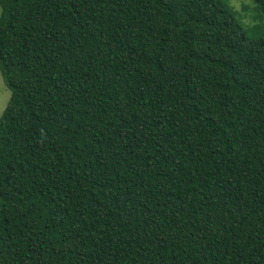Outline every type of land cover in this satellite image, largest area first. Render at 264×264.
Instances as JSON below:
<instances>
[{
	"label": "trees",
	"instance_id": "1",
	"mask_svg": "<svg viewBox=\"0 0 264 264\" xmlns=\"http://www.w3.org/2000/svg\"><path fill=\"white\" fill-rule=\"evenodd\" d=\"M0 0V264H264V0Z\"/></svg>",
	"mask_w": 264,
	"mask_h": 264
},
{
	"label": "rangeland",
	"instance_id": "2",
	"mask_svg": "<svg viewBox=\"0 0 264 264\" xmlns=\"http://www.w3.org/2000/svg\"><path fill=\"white\" fill-rule=\"evenodd\" d=\"M230 5L238 12V15L242 23L246 26L253 25L257 22L258 19H254L257 15L256 3L254 0H229ZM1 14V8H0ZM10 98V91L4 84L2 76L0 74V116L3 113L4 108L6 107Z\"/></svg>",
	"mask_w": 264,
	"mask_h": 264
}]
</instances>
